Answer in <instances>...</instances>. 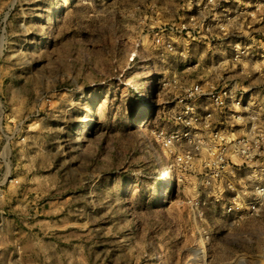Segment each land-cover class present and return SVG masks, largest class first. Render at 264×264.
<instances>
[{
  "label": "rangeland",
  "instance_id": "1",
  "mask_svg": "<svg viewBox=\"0 0 264 264\" xmlns=\"http://www.w3.org/2000/svg\"><path fill=\"white\" fill-rule=\"evenodd\" d=\"M262 190L264 0H0V264H264Z\"/></svg>",
  "mask_w": 264,
  "mask_h": 264
},
{
  "label": "built area",
  "instance_id": "2",
  "mask_svg": "<svg viewBox=\"0 0 264 264\" xmlns=\"http://www.w3.org/2000/svg\"><path fill=\"white\" fill-rule=\"evenodd\" d=\"M211 94H212V96H211L212 100H214L216 103H219V104L222 103V100H219L220 97L217 94L212 93V92H211ZM187 111H188V109H187ZM250 146H252V145H251V143H249V139L239 140V142H237V149H236L237 154L241 157H245L246 155H248L250 157V155H251ZM262 191H264V190H262ZM262 193H264V192H262Z\"/></svg>",
  "mask_w": 264,
  "mask_h": 264
},
{
  "label": "bare ground",
  "instance_id": "3",
  "mask_svg": "<svg viewBox=\"0 0 264 264\" xmlns=\"http://www.w3.org/2000/svg\"><path fill=\"white\" fill-rule=\"evenodd\" d=\"M38 23H39V22H37V23H35V24L38 25ZM134 56H135V55H134ZM167 173H168V171H167L166 167H163V168L161 169V171L159 172V178L162 179V180H163V179L166 180V177L168 176Z\"/></svg>",
  "mask_w": 264,
  "mask_h": 264
}]
</instances>
